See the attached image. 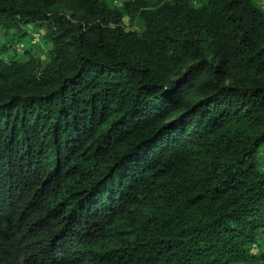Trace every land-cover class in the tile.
<instances>
[{"label":"trees","instance_id":"16d2710c","mask_svg":"<svg viewBox=\"0 0 264 264\" xmlns=\"http://www.w3.org/2000/svg\"><path fill=\"white\" fill-rule=\"evenodd\" d=\"M0 37V264H264L258 3L0 0Z\"/></svg>","mask_w":264,"mask_h":264},{"label":"rangeland","instance_id":"374dc122","mask_svg":"<svg viewBox=\"0 0 264 264\" xmlns=\"http://www.w3.org/2000/svg\"><path fill=\"white\" fill-rule=\"evenodd\" d=\"M256 3H258L264 10V0H254ZM199 2H197L195 5L199 6ZM125 24L128 27H134L133 25H130V21L128 19L125 20ZM20 31H26L27 35L24 39L21 41H18L15 43L14 48H11L9 52L7 53L8 56L17 54L18 56H21L25 53V51L29 50L30 48H33L35 51L44 54V52L47 50V46H45L40 40L35 39V34L37 33L38 29L36 27H33L32 25H23L21 29L19 30H11L9 33L10 35L14 32H20ZM34 39L36 42V45H31V40ZM0 41L3 42V39L0 37ZM43 51V52H42Z\"/></svg>","mask_w":264,"mask_h":264},{"label":"built area","instance_id":"2783aa9c","mask_svg":"<svg viewBox=\"0 0 264 264\" xmlns=\"http://www.w3.org/2000/svg\"><path fill=\"white\" fill-rule=\"evenodd\" d=\"M38 38H39V34L35 35V39H38ZM34 42H35V40H34Z\"/></svg>","mask_w":264,"mask_h":264}]
</instances>
